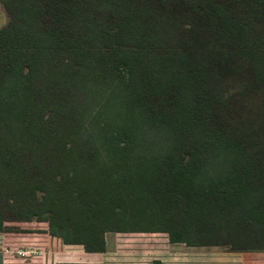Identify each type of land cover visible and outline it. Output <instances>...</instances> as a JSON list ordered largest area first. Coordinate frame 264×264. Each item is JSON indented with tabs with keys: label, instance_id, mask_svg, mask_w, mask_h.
<instances>
[{
	"label": "trees",
	"instance_id": "1",
	"mask_svg": "<svg viewBox=\"0 0 264 264\" xmlns=\"http://www.w3.org/2000/svg\"><path fill=\"white\" fill-rule=\"evenodd\" d=\"M0 3V233L264 250V0Z\"/></svg>",
	"mask_w": 264,
	"mask_h": 264
},
{
	"label": "rangeland",
	"instance_id": "2",
	"mask_svg": "<svg viewBox=\"0 0 264 264\" xmlns=\"http://www.w3.org/2000/svg\"><path fill=\"white\" fill-rule=\"evenodd\" d=\"M8 23V17L0 3V28L4 27ZM230 86V85H229ZM237 85L232 84L229 90H236ZM86 113L84 126L90 130L91 121L93 125L95 123H102L104 115L102 111L106 102V97H100L96 92H91L85 100ZM252 103V109L256 107L254 101ZM248 105L250 107V104ZM88 104V106H87ZM100 114V115H99ZM102 114V115H101ZM93 119V120H92ZM5 226L10 230L18 231H33L42 227L44 224L23 223V222H8ZM245 232L235 231L232 238H225L223 235L214 239L218 241V245L214 246H187L182 243L172 244L168 241V237L165 233H114L108 232L103 236L105 251L98 256L97 262L99 264H242L241 259H244V264H261L259 258L253 254L255 263L247 261L248 257H252L245 251L233 249V246L240 244H252L251 240H247L248 235ZM4 234V233H0ZM13 237H25L26 234L16 233L9 234ZM1 237V236H0ZM246 238V239H245ZM230 239V240H229ZM205 241V240H204ZM206 241H211L206 239ZM230 245H229V244ZM232 245V246H231ZM79 249L82 252V248H64V261H76V262H64V263H78L77 257L74 256ZM16 256V255H15ZM260 260H264V256L260 257ZM15 262V261H14ZM15 264H19L16 262Z\"/></svg>",
	"mask_w": 264,
	"mask_h": 264
},
{
	"label": "crops",
	"instance_id": "3",
	"mask_svg": "<svg viewBox=\"0 0 264 264\" xmlns=\"http://www.w3.org/2000/svg\"><path fill=\"white\" fill-rule=\"evenodd\" d=\"M0 264H13L19 262V264H57L64 262H76V261H64V248H77L73 245H64L61 241L55 237H50L45 229H42L39 233L26 234L25 237H13L9 234L0 235ZM74 255L76 256L78 263H93L99 264L97 258L101 253H85L83 250ZM252 257H248L247 261L255 263L253 254L259 258V262L264 264V260H260V257L264 256V250H242ZM16 255V256H15ZM15 261V262H14ZM244 264V259L242 260Z\"/></svg>",
	"mask_w": 264,
	"mask_h": 264
}]
</instances>
